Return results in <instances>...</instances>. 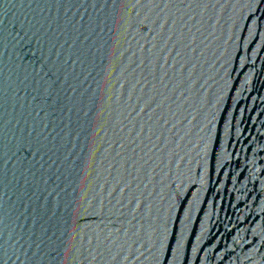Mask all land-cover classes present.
Instances as JSON below:
<instances>
[{
    "label": "water",
    "instance_id": "water-1",
    "mask_svg": "<svg viewBox=\"0 0 264 264\" xmlns=\"http://www.w3.org/2000/svg\"><path fill=\"white\" fill-rule=\"evenodd\" d=\"M0 264H264V0H0Z\"/></svg>",
    "mask_w": 264,
    "mask_h": 264
}]
</instances>
